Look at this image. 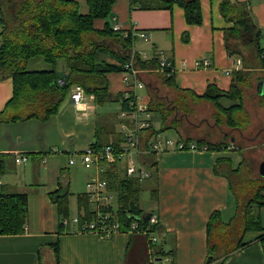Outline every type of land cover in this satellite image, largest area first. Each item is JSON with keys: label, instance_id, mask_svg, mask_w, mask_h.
I'll use <instances>...</instances> for the list:
<instances>
[{"label": "crops", "instance_id": "obj_1", "mask_svg": "<svg viewBox=\"0 0 264 264\" xmlns=\"http://www.w3.org/2000/svg\"><path fill=\"white\" fill-rule=\"evenodd\" d=\"M75 1L78 2L80 12L87 13L86 0ZM199 1L202 21L197 25L185 21L184 11L178 4H173L169 9H140L132 7L130 0L114 1L109 21L115 17L120 30L143 31L146 36L140 40L141 37H137L133 49L137 53L142 51L149 58L162 54L171 63L172 80L176 87L188 90L185 94L177 93V88L161 82L159 71L146 69L142 72L145 85L142 89L146 94H141L142 89L139 93L147 103L155 96L157 101L167 105L174 103V97L177 96L176 101L191 104V92L202 94L208 84L227 90L232 80L231 71L241 69L242 64L236 65L234 58L225 49L223 29L229 24L219 11L222 0ZM238 1L249 5L264 42V0ZM104 22V19H94L93 26L101 29ZM139 42L141 48L138 47ZM146 52H152V55ZM204 58L209 60L208 66L196 64ZM31 65L34 67L33 63ZM254 66L250 70L260 72V66L255 61ZM60 69L63 70V63ZM107 79L109 95L104 102L98 103L93 94H85L84 99L75 105L69 98V88L58 111L45 120L33 117L0 122V157L5 161L1 175L15 170L11 174L16 178L14 184H5L3 178H0V188L6 193L27 194L26 227L19 234H0V264H204L207 258L206 228L210 215L217 211L224 223L232 220L233 217L228 215L236 211L235 195L230 190L228 176L222 173L239 168L242 159L235 166L232 157L222 152L238 150L234 147L233 137L226 147L218 150L136 153L117 164L116 169L122 176L130 160L139 162L150 172L147 178L152 180L149 195L154 210L144 212L158 218L159 245L154 250L153 244L147 243L146 253L140 241L141 248L137 250L134 247V255L128 246L131 233L117 232L110 237H101L80 231L76 223L63 225V218L59 217L50 193L62 187L72 195L69 190L70 173L67 187L60 182L61 177H66L65 170L69 171V167L76 165L77 169L71 172V176L79 172L83 167L81 152L94 142L99 146L108 143L121 145L124 134L122 124H133L130 118L124 119L119 115L124 107L121 102L124 89L122 74L111 72L107 74ZM259 82L255 83V90L261 97L264 91L260 95ZM12 94L11 76L0 77V111ZM107 101L116 102L118 106L115 113L100 110ZM209 104L204 101L200 107L203 105V108L210 110L212 107ZM180 115L176 108L167 116L168 122H162L159 116L152 115L151 127L158 130L163 124L171 123L173 117H177V125L181 124ZM103 123L106 124V130L101 129L100 124ZM172 125L169 124V128L160 132L165 135L169 131L176 132V139L189 137L181 134L175 128V123ZM146 133V130L139 133L141 140L144 138L145 141ZM19 154L26 156L22 163L15 162V156ZM69 159L74 162L70 164ZM89 176L88 173L85 186ZM86 192L87 189L76 194L78 215L75 217H79V212L83 211L80 206L85 204L84 200H78L77 195L86 196ZM115 200L112 204L116 206ZM89 204L93 209L91 202ZM255 211L259 213L264 228V206L255 208ZM261 233L246 231L242 240L246 245L228 255L222 264H264V250L257 239ZM137 242L139 240L132 244Z\"/></svg>", "mask_w": 264, "mask_h": 264}, {"label": "trees", "instance_id": "obj_2", "mask_svg": "<svg viewBox=\"0 0 264 264\" xmlns=\"http://www.w3.org/2000/svg\"><path fill=\"white\" fill-rule=\"evenodd\" d=\"M114 1L86 0L88 11L81 13L75 0H0V77L11 76L13 81V94L0 111V122L33 117L45 120L58 111L73 84L81 85L86 94H93L96 102H104L109 95L107 74L121 72L124 63L130 59H133L135 66L143 70L158 68L156 57L143 59L140 53L133 49L137 38L133 31L113 30L109 18L112 16ZM130 4L140 9H169L173 4H178L183 9L188 24L197 25L202 21L199 0H130ZM219 11L229 24L223 29L226 52L230 57H234L235 61L240 58L242 66L241 69L231 71L232 80L227 90L208 84L202 94L191 92L190 98L194 101L212 102L217 109L216 120L224 118L226 124L240 129L249 122L248 114L242 107L243 93L249 83V70L255 67L247 66L245 54L250 55L252 62L255 61L260 66L262 76L255 78L256 82L262 81L264 45L261 44L260 29L247 2L222 0ZM97 18L105 20L101 29L93 26V21ZM124 32H127V35H124ZM33 59H41L47 67L30 69L27 65ZM60 61L63 62V70L58 71ZM167 71L169 68L160 72L162 80L177 88L172 74H166ZM58 79H62L63 84H58ZM154 97L148 107L152 115L159 116L162 122L174 108L183 109L188 104L185 101H175L165 105ZM177 121V117L172 118V123L176 124ZM167 128L169 125L163 124L157 131ZM146 131L147 138L156 130L150 127ZM185 141H193L198 147L206 146L207 150H218L228 145L213 144L205 138L193 140L188 137ZM99 145L95 142L92 144ZM4 166L5 161L0 157V175ZM116 167V164L113 165L103 177L107 179V189L112 191L116 198V206H110V212L120 221L121 227L124 228L121 231H125L135 216L140 225L145 224L144 217L147 213L138 204L140 181L127 177L126 174L120 175ZM216 173L219 174V171L216 170ZM236 173L230 170L222 174L230 180ZM237 182L230 180V190L233 194L236 187L239 189L242 184L240 181L237 185ZM263 188L264 182H257L251 193L252 197L243 199L242 203L239 196H235L236 211L229 223H224L217 211L210 215L206 228L207 258L204 264H222L228 255L246 245L242 240L244 233L249 230L262 231L257 239L264 250V228L259 213L255 211V208L264 206V196L260 195ZM69 194V191L62 187L50 193L60 218L68 217ZM77 198L85 201V204L80 206L83 209L79 212L80 221L91 220L95 211L90 208L87 195H77ZM26 223L27 194L6 193L0 188V234H19L24 231ZM156 230L159 234L158 225ZM131 234L129 251L136 255L135 249L141 248V241L147 253V237L139 232ZM136 240L139 242L132 244Z\"/></svg>", "mask_w": 264, "mask_h": 264}, {"label": "built area", "instance_id": "obj_3", "mask_svg": "<svg viewBox=\"0 0 264 264\" xmlns=\"http://www.w3.org/2000/svg\"><path fill=\"white\" fill-rule=\"evenodd\" d=\"M113 30L120 31V25L116 21L115 17L112 19ZM127 35V32L123 33ZM137 37L144 38L146 34L143 31L133 32ZM143 59H147V55L144 53L141 56ZM158 60L159 72H165L169 68L166 74H172L173 68L169 60L163 55H154ZM264 58V54H262ZM197 65L208 66L209 60L204 58L201 61L196 62ZM241 60H236V65H240ZM122 74L123 80V93L121 102L124 105L122 111L119 113L122 118H130L133 122L132 126H127L126 123L122 124L123 143L121 145H115L113 143L104 144L102 146H92L90 144L86 149L81 152V163L86 169L92 170V173L86 181V195L93 205V211H95L91 220L84 219L80 221L79 217L63 218V225H68L71 222L80 226V231L90 232L97 234L101 237H110L117 232L133 233L139 232L147 237L148 244L152 245L158 240V232L156 226L158 225V218L156 215L150 214L146 223L139 224V220L135 218L130 222L129 226L125 228V231H121L124 228L121 227V223L117 218H114L110 206L113 204L115 194L107 189V179L102 175L106 173L113 165H117L121 160L130 157L134 154L157 152L163 153L166 151H200L207 149L206 146L201 148L196 145L195 142H186L183 138H172L165 135L163 132L154 131L144 141L141 140L139 135L143 130H147L152 124V112L149 110L148 103L140 95L139 90L142 89L144 81L142 78L143 69L135 66L133 59L125 62L123 65ZM229 72H226L228 74ZM58 84H63L62 79L57 80ZM85 90L79 84H73L70 87L69 98L77 105L85 97ZM150 140L149 144L147 141ZM228 148H233L229 146ZM136 156V155H135ZM26 160L24 155H16L15 162L22 163ZM73 159H69V163L72 164ZM125 174L127 177L143 180L149 177V170L139 162H130L125 166ZM1 184V183H0ZM131 216V215H129ZM80 223V224H79Z\"/></svg>", "mask_w": 264, "mask_h": 264}, {"label": "rangeland", "instance_id": "obj_4", "mask_svg": "<svg viewBox=\"0 0 264 264\" xmlns=\"http://www.w3.org/2000/svg\"><path fill=\"white\" fill-rule=\"evenodd\" d=\"M80 11V10H79ZM144 39V38H139ZM261 44L264 45L263 39H261ZM137 48V45H135ZM138 47L141 48V42L138 43ZM140 51V56H142ZM149 55H152V52H146ZM158 54V52H157ZM161 56L162 54H158ZM251 56L248 54H245V58L247 60V66H254V62H252ZM234 58V57H233ZM235 59V58H234ZM30 68H43L47 67V65L40 59V60H30ZM29 63L27 67L29 66ZM31 63H33L34 67H32ZM63 63L60 61L58 63L57 68L60 69V65ZM257 64V62H255ZM39 64V65H38ZM258 65V64H257ZM250 71V78L249 83L244 88L243 93V109L247 112L249 122L244 128H233L232 126L225 123L224 118L220 120H216V114L217 109L215 105L208 101V100H198L194 101L191 99V104H186V107L183 109H178L180 112L181 117V124H175V128H178L181 132V134L194 137L196 139L205 138L206 141L211 142L213 144L219 143L229 144V140L231 137L234 138V147L238 150L233 151H223L222 153L232 157L234 165L237 166L239 159L241 161L240 167L235 169L234 172L237 173L233 174L231 176L234 182H242L241 186L236 187L234 191L235 196H239L240 203L244 202L243 199L252 197L251 193L254 190L255 184L257 182L263 183L264 178H262L258 173V164L264 160V93L263 95L258 96L257 92L255 90V83L256 78L255 76H262V72L258 70H249ZM245 72V70L243 71ZM160 73V72H159ZM163 84H165L168 87H172V85L167 84L164 80H161ZM263 82V91H264V78L262 80ZM188 90H179L177 89V93H186ZM141 94H146V91L142 89ZM177 100V96L174 97V103ZM207 101L210 104L208 106H211L213 111L211 109H206L202 107V102ZM164 103V102H163ZM166 105V103H164ZM116 102H106L103 104L102 108L100 110H104L106 112H110L111 114L115 113L117 108ZM184 112V115H183ZM179 114V113H178ZM170 118V117H169ZM165 122H168V118L165 120ZM172 123V122H171ZM170 124V123H169ZM168 123L166 125H169ZM173 124V123H172ZM101 129L106 130V124H100ZM173 126V125H172ZM102 130V132H104ZM203 131V132H202ZM166 133V132H165ZM176 132L169 131V133H166L167 136H170L174 138L176 136ZM202 134L201 137L199 135ZM226 144V145H227ZM221 145V146H226ZM201 148V147H200ZM68 168V167H67ZM75 169H77V166L69 167V171L65 170V176L61 177L60 182L64 187H67V183L69 180L68 174L70 173L71 178V186L69 187L70 192L72 195H69V218H73L78 215L77 213V201H76V194L78 192L83 193L86 190L85 186V179L87 177V174H91L92 170L86 169L85 167H81V170L77 173H75L73 176H71V172H73ZM15 171V170H14ZM14 171L6 172V175H1L0 178H3L5 184H14L16 181L15 175L11 174L14 173ZM19 171V168L17 167V172ZM67 173V174H66ZM234 175H237L234 177ZM237 182V185H238ZM248 182V183H247ZM141 191H140V206L143 208L144 211L154 210L153 209V203L150 199V187H152V180L150 178H146L140 182ZM241 188V189H240ZM261 196H264V188L261 191ZM246 202V201H245ZM255 212V211H254ZM235 211H232L230 213V216H234ZM159 239V236H158ZM159 240L153 243V250L154 247L159 245ZM154 256L152 257V259Z\"/></svg>", "mask_w": 264, "mask_h": 264}, {"label": "water", "instance_id": "obj_5", "mask_svg": "<svg viewBox=\"0 0 264 264\" xmlns=\"http://www.w3.org/2000/svg\"><path fill=\"white\" fill-rule=\"evenodd\" d=\"M258 89H259V93H263V82L260 81L259 84H258ZM258 172L260 174L261 177H264V160H262L259 165H258ZM151 213H147V215L144 217V219H148V217L150 216Z\"/></svg>", "mask_w": 264, "mask_h": 264}]
</instances>
